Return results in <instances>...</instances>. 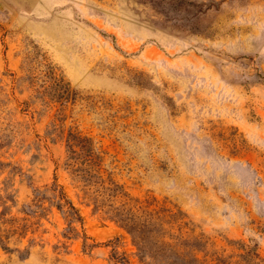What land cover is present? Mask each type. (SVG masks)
<instances>
[{"label":"rangeland","instance_id":"374dc122","mask_svg":"<svg viewBox=\"0 0 264 264\" xmlns=\"http://www.w3.org/2000/svg\"><path fill=\"white\" fill-rule=\"evenodd\" d=\"M0 264H264V0H0Z\"/></svg>","mask_w":264,"mask_h":264},{"label":"trees","instance_id":"16d2710c","mask_svg":"<svg viewBox=\"0 0 264 264\" xmlns=\"http://www.w3.org/2000/svg\"><path fill=\"white\" fill-rule=\"evenodd\" d=\"M83 151L86 153L85 159L83 160L84 164L90 165L88 169L83 170L85 175L87 177H92L94 174L92 173V170H94L92 167L94 166V163L92 162L93 159H95L92 148L89 144H87V141H85ZM72 155L68 156L69 162L68 166L72 168L73 171L77 170V159L78 155L74 150H71ZM81 163V162H80ZM86 180H89L86 178ZM101 190L102 187H99ZM105 190H109V188H105ZM101 192V191H99ZM59 202H56L55 206L57 208H61L64 204L67 208L73 209V206L68 202L64 197L62 192L59 193ZM102 195V194H97ZM116 194H110V196H115ZM119 210L122 211L126 216V224L124 225L127 229L128 233L130 234L134 244L137 246L138 250H142L144 245H146V242L148 243L151 241V244H156L159 242L160 233L158 230H155L154 224L152 223V217L151 216H145V219L139 218L136 213V209H134L133 206L129 207L126 205L121 204L119 207ZM160 243H165L162 240H160Z\"/></svg>","mask_w":264,"mask_h":264}]
</instances>
